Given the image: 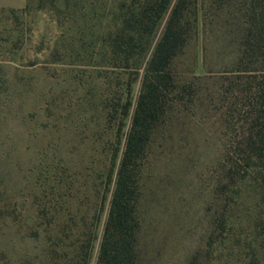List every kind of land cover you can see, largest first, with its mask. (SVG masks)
I'll return each instance as SVG.
<instances>
[{"label":"rangeland","instance_id":"374dc122","mask_svg":"<svg viewBox=\"0 0 264 264\" xmlns=\"http://www.w3.org/2000/svg\"><path fill=\"white\" fill-rule=\"evenodd\" d=\"M122 1L0 6V264H99L143 74L111 44ZM227 1L204 0L171 64L142 171L137 264H264L260 183L232 166L250 113Z\"/></svg>","mask_w":264,"mask_h":264},{"label":"trees","instance_id":"16d2710c","mask_svg":"<svg viewBox=\"0 0 264 264\" xmlns=\"http://www.w3.org/2000/svg\"><path fill=\"white\" fill-rule=\"evenodd\" d=\"M223 0H221L222 2ZM239 14L243 35L239 42L238 84L249 92L247 126L240 134L242 151L232 163L240 179L258 178L264 197V0H228ZM226 2V4H227ZM230 2H232L230 4ZM204 0H127L122 1L119 32L111 44L124 52L126 63L134 59L143 69L142 85L131 125L119 161L115 187L100 246L99 264L138 263V204L143 166L153 132L164 112L167 92L176 86L171 64L187 39V24L203 20ZM4 9V7H2ZM15 11V7L9 8ZM169 11L164 30L153 51L152 33ZM139 47L138 49H136ZM142 64L143 67H142ZM191 264H198L194 258Z\"/></svg>","mask_w":264,"mask_h":264},{"label":"crops","instance_id":"0c3cea01","mask_svg":"<svg viewBox=\"0 0 264 264\" xmlns=\"http://www.w3.org/2000/svg\"><path fill=\"white\" fill-rule=\"evenodd\" d=\"M26 4V0H0V6L21 7Z\"/></svg>","mask_w":264,"mask_h":264}]
</instances>
